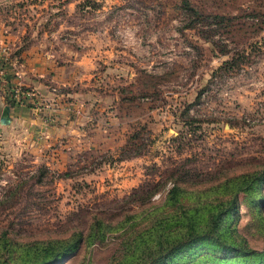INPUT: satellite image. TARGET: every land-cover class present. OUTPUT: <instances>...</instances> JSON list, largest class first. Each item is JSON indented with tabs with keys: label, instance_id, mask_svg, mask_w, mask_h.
Returning <instances> with one entry per match:
<instances>
[{
	"label": "rangeland",
	"instance_id": "1",
	"mask_svg": "<svg viewBox=\"0 0 264 264\" xmlns=\"http://www.w3.org/2000/svg\"><path fill=\"white\" fill-rule=\"evenodd\" d=\"M2 34L5 104L55 123L69 103L73 122L35 139L0 124L1 258L77 239L59 264H115L160 221L178 233L181 209L208 224L241 182L219 228L233 254L205 241L172 264L259 263L264 0H0ZM26 51L44 70L16 81Z\"/></svg>",
	"mask_w": 264,
	"mask_h": 264
},
{
	"label": "trees",
	"instance_id": "2",
	"mask_svg": "<svg viewBox=\"0 0 264 264\" xmlns=\"http://www.w3.org/2000/svg\"><path fill=\"white\" fill-rule=\"evenodd\" d=\"M240 183L237 182L233 186L231 196L227 201L209 208L210 218L208 224L202 225L199 212L192 214L187 213L188 210L181 209L183 211L176 215V219L180 220L177 222L180 227L178 233H168L167 229L170 227V223L168 220L160 221L157 228L154 227L148 232V235L145 234L148 238L137 242L135 251L124 255L115 264H172L178 253L189 251L193 246L205 241L211 242L216 250L229 255L233 254L234 248H237L236 245L232 242L231 244L226 243L219 228L221 222L230 218L237 210L238 194L244 189ZM171 194L174 196L173 201H175L177 199V188L172 190ZM159 229L161 230L159 235H154ZM4 242H6L5 239ZM80 243L81 241L74 239L69 243L61 244L62 247L60 248L54 245L33 247L12 260L8 256L0 257V264H11L12 261L15 264H48V262L59 264L75 252ZM242 256L246 257L248 254L244 253ZM250 256H256V260L259 262L257 264H264V257L261 255Z\"/></svg>",
	"mask_w": 264,
	"mask_h": 264
},
{
	"label": "crops",
	"instance_id": "3",
	"mask_svg": "<svg viewBox=\"0 0 264 264\" xmlns=\"http://www.w3.org/2000/svg\"><path fill=\"white\" fill-rule=\"evenodd\" d=\"M2 37L3 34L2 36L0 35V38ZM22 56L23 61L21 63L23 68L20 67L18 70H15L16 77L14 80H21L20 78L29 79L31 75L41 76L42 70H44V68L42 69L40 65L44 63L46 57H43L38 53L36 54L34 51L32 53L26 51ZM6 106L7 105L5 104L4 99L0 95V124ZM55 106H57V109H55L57 115V120H55V123L54 121L50 120L51 118H48L51 114H53V110L50 108H35L30 105L11 106L10 123L8 125V129L6 130L13 134L14 132L16 133L18 130H20L19 128H25L22 130V132H24V136L31 137L32 139L39 137L40 134H46V137H49L51 134H60L64 131L62 130L63 128H61L60 124L61 122H65V124L67 123V120L69 119L68 109H71L72 107L69 105V103H66L65 105H57L56 103ZM70 121L67 124L70 123L71 126L73 121Z\"/></svg>",
	"mask_w": 264,
	"mask_h": 264
},
{
	"label": "water",
	"instance_id": "4",
	"mask_svg": "<svg viewBox=\"0 0 264 264\" xmlns=\"http://www.w3.org/2000/svg\"><path fill=\"white\" fill-rule=\"evenodd\" d=\"M10 109L11 107L9 105L5 107L2 118H1L2 124H8L10 122Z\"/></svg>",
	"mask_w": 264,
	"mask_h": 264
},
{
	"label": "built area",
	"instance_id": "5",
	"mask_svg": "<svg viewBox=\"0 0 264 264\" xmlns=\"http://www.w3.org/2000/svg\"><path fill=\"white\" fill-rule=\"evenodd\" d=\"M26 97H23L22 99H25Z\"/></svg>",
	"mask_w": 264,
	"mask_h": 264
}]
</instances>
